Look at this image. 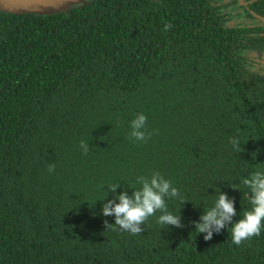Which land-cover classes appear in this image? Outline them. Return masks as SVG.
Segmentation results:
<instances>
[{
	"label": "trees",
	"instance_id": "1",
	"mask_svg": "<svg viewBox=\"0 0 264 264\" xmlns=\"http://www.w3.org/2000/svg\"><path fill=\"white\" fill-rule=\"evenodd\" d=\"M243 1L0 10V264H264V230L237 247L231 225L205 241L192 223L218 188L238 221L242 179L264 171V0ZM138 113L147 142L129 138ZM155 171L187 201H166L184 227L157 212L139 235L106 229L109 187L131 195Z\"/></svg>",
	"mask_w": 264,
	"mask_h": 264
},
{
	"label": "clouds",
	"instance_id": "2",
	"mask_svg": "<svg viewBox=\"0 0 264 264\" xmlns=\"http://www.w3.org/2000/svg\"><path fill=\"white\" fill-rule=\"evenodd\" d=\"M172 27L171 23H167L164 25V30L168 31ZM146 126V115L138 113L130 121L129 138L134 141L147 142L152 133L146 131ZM229 142L236 151H240L241 145L238 138H230ZM80 147L86 155L89 151L88 143L82 140ZM54 170L55 164H48L47 171L51 173ZM241 182L250 190L248 196L250 209L244 211L242 218L233 222V217L237 215L235 200L218 188L217 198L213 205L203 210L199 222H192L195 232L205 234V241L211 240L214 233L219 234L228 225H231L228 227V229L231 228V242L237 247L261 235L264 230V171H254ZM136 183L141 187L132 190L131 195L127 191H121L119 195H115L120 183L109 187L108 191L114 194V198L102 204L101 212L105 217L114 216L115 222L110 224L105 220L106 229L115 231L118 227L136 236L145 230L144 225L157 212L161 213L157 218L158 224L167 226V228L168 226L184 227L181 222V210L179 215L170 212L166 202L173 198H179L184 204L187 202L183 200L178 188L173 186L171 180L166 179L159 171H155L149 176H138Z\"/></svg>",
	"mask_w": 264,
	"mask_h": 264
},
{
	"label": "water",
	"instance_id": "3",
	"mask_svg": "<svg viewBox=\"0 0 264 264\" xmlns=\"http://www.w3.org/2000/svg\"><path fill=\"white\" fill-rule=\"evenodd\" d=\"M80 0H0V10L9 13H24V12H54L64 7L71 5ZM240 4H247L243 0H238ZM260 18V23H264V18Z\"/></svg>",
	"mask_w": 264,
	"mask_h": 264
},
{
	"label": "rangeland",
	"instance_id": "4",
	"mask_svg": "<svg viewBox=\"0 0 264 264\" xmlns=\"http://www.w3.org/2000/svg\"><path fill=\"white\" fill-rule=\"evenodd\" d=\"M82 1H83V0H80V1H78V2H75V3L71 4V5H80V4H82ZM238 20H241V19L238 18Z\"/></svg>",
	"mask_w": 264,
	"mask_h": 264
}]
</instances>
